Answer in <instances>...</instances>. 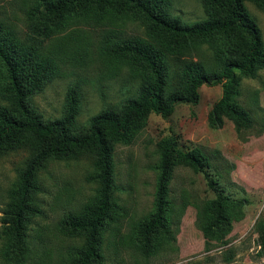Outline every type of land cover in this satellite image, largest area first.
<instances>
[{"label":"trees","instance_id":"16d2710c","mask_svg":"<svg viewBox=\"0 0 264 264\" xmlns=\"http://www.w3.org/2000/svg\"><path fill=\"white\" fill-rule=\"evenodd\" d=\"M264 10V0H249ZM204 20L186 22L173 13L171 0H37L29 13L37 34L47 37L61 31L72 18L101 22L106 15L127 16L139 21L146 37H120L107 34L100 55L129 64L140 78L135 94L119 106H107L79 128L80 90L71 86L66 93L63 115L46 120L32 105L60 74L58 61L34 40L26 42L16 31L0 21V155L23 147L29 150L17 181L9 190L2 209L1 236L7 243L4 261L20 264L29 251L32 217L40 213L36 196L41 190L39 173L52 160H72L91 154L93 171L89 180L99 184L97 195L61 222L63 231L83 238L70 251L67 264H103L104 232L115 218L116 186L114 146L131 144L153 113L170 116L179 103H197L205 85L222 84L223 94L208 115L209 124L221 128L233 121L238 133L255 126V119L239 101L242 80L255 79L264 68L262 31L245 5V0H200ZM208 44L211 56L204 58L201 47ZM173 60L181 63L173 72ZM159 170L153 210L136 225V237L145 256L155 248L160 232L172 234L171 185L177 165L203 173L217 189L208 153L195 145L179 148L174 134L159 142ZM241 203L221 189L203 205L202 228L205 236L224 239L232 227ZM234 213V214H233ZM261 243L264 246V222Z\"/></svg>","mask_w":264,"mask_h":264},{"label":"rangeland","instance_id":"374dc122","mask_svg":"<svg viewBox=\"0 0 264 264\" xmlns=\"http://www.w3.org/2000/svg\"><path fill=\"white\" fill-rule=\"evenodd\" d=\"M36 2L0 0V21L24 41L34 40L60 66L59 76L32 98V105L46 120L61 117L66 93L77 86L81 94L76 125L85 128L91 116L107 106H119L135 94L140 83L129 64L100 55L102 41L110 32L120 37H146L145 27L124 15H106L100 23L72 18L61 31L47 37L37 34L29 19ZM245 5L264 40V10L249 0ZM171 8L189 23L206 16L200 0H171ZM201 52L203 59L210 58L208 44ZM180 63L173 60V72ZM200 94L197 103H179L168 117L151 114L133 143L114 146V201L118 208L104 232L103 264H264L260 237L264 222V68L255 79L242 80L239 101L255 119L252 129L238 133L229 119L221 128L211 127L209 110L222 96L223 86L205 85ZM0 104H7L1 95ZM170 134L178 137L180 149L198 145L208 153L217 189L209 185L203 173L177 165L171 185L173 235L160 232L152 243L153 252L145 256L136 225L153 210L159 142ZM28 155L29 150L23 147L0 155V264H8L3 258L7 241L1 236L2 209ZM92 159L86 153L77 159L52 160L40 171L41 190L36 196L40 213L32 217L30 251L20 264H67L70 251L82 244L83 238L67 234L61 222L97 195L99 184L88 179ZM220 189L241 200L231 209L235 211L232 227L224 239L207 237L202 228L203 205Z\"/></svg>","mask_w":264,"mask_h":264}]
</instances>
